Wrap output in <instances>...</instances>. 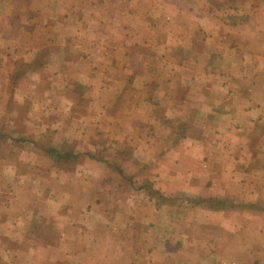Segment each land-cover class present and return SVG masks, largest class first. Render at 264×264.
I'll use <instances>...</instances> for the list:
<instances>
[{"label": "crops", "instance_id": "1", "mask_svg": "<svg viewBox=\"0 0 264 264\" xmlns=\"http://www.w3.org/2000/svg\"><path fill=\"white\" fill-rule=\"evenodd\" d=\"M158 257L264 264V0H0V264Z\"/></svg>", "mask_w": 264, "mask_h": 264}, {"label": "trees", "instance_id": "2", "mask_svg": "<svg viewBox=\"0 0 264 264\" xmlns=\"http://www.w3.org/2000/svg\"><path fill=\"white\" fill-rule=\"evenodd\" d=\"M38 147L44 153V156L47 158V161H49L42 165V167L40 168V173H45L47 175L50 172V168H53L52 165L55 163H57L60 166V168L67 170L68 166L76 165L79 162V157L75 155V150L72 145H62L60 147H56L53 145H48L46 143L44 144L40 143ZM114 168L115 170H118L117 167H114ZM149 193L153 195V192L149 191ZM202 203H210L212 207H216L220 209L224 207L226 208V205L229 206L230 204V202H226L223 200H217V199L197 201V204H202Z\"/></svg>", "mask_w": 264, "mask_h": 264}, {"label": "rangeland", "instance_id": "3", "mask_svg": "<svg viewBox=\"0 0 264 264\" xmlns=\"http://www.w3.org/2000/svg\"><path fill=\"white\" fill-rule=\"evenodd\" d=\"M45 182H44V190L46 191V190H48V189H50L51 188V184H49L48 182H47V178L46 177H44V178H42ZM47 192V191H46ZM246 221V222H245ZM52 220H47L46 221V223H48L50 226L52 225ZM237 223H238V225L239 226H237V228H239V230H240V232H241V234H246L247 232L249 233L250 231H252L253 230V232H255V230H256V226H257V224H256V221H254V225L252 226V224H249V225H246L247 223H248V220H237ZM46 228H48V227H46ZM209 234H211L210 232H206L205 231V233L204 234H202V235H205L206 237H208V235ZM28 241V240H27ZM27 241H26V244H27ZM29 241L31 242V243H36V241H35V239H33V238H30L29 239ZM228 243V242H227ZM132 243L130 242V243H128V246L129 245H131ZM224 242L223 241H221V252H223V250H222V248L224 249ZM127 246V245H126ZM219 251V250H218ZM179 252H180V250L178 251V252H174V253H172L175 257H177V256H180V254H179ZM175 257H173V258H175ZM118 263V262H117ZM157 264H161L160 263V257H158V261H157Z\"/></svg>", "mask_w": 264, "mask_h": 264}]
</instances>
